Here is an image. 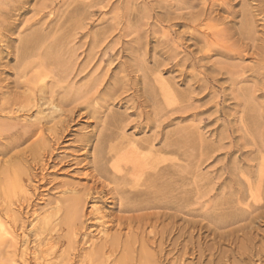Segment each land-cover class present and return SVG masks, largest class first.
<instances>
[{"label":"rangeland","instance_id":"374dc122","mask_svg":"<svg viewBox=\"0 0 264 264\" xmlns=\"http://www.w3.org/2000/svg\"><path fill=\"white\" fill-rule=\"evenodd\" d=\"M18 1L9 2L10 6L22 8L21 12L11 15L9 29L2 31L1 37L6 39L0 38V56L4 54L1 58L4 61L0 62V79L4 88L14 91L17 82L19 59H15L13 50L17 47L20 51L22 41L33 31H39L44 36L47 58L43 59H47L49 69L64 71L63 66L77 63V69L67 80L69 83L74 80L76 87L85 86L92 74H97V77L105 75L110 67L108 79L112 82L118 80L120 98L107 104L102 101L103 107L97 109L106 111L108 116L122 118V126H128L125 129L128 138L137 143L156 139L159 149L164 142L173 143L171 152L163 153V158L173 160L171 169L174 175L159 184L163 195L161 206L156 211L162 217L157 235L145 224L146 219L139 224L136 221L135 225V228L142 227L139 239L144 238L147 243L155 241L156 244L147 248L154 263L264 264V219L258 218L261 210L252 214L246 210L247 205L256 204L255 191L264 171L260 156L264 155V137L261 138L264 136V0ZM102 58L103 64L98 69ZM57 63L62 66L58 67ZM111 85H106L107 90L106 87L99 89L102 100L107 97ZM163 87L172 88L177 103L174 109H168L162 94ZM44 107L47 110L48 105ZM35 110L19 116L34 122L37 117ZM82 112H77L74 121L67 118L71 132L68 136H55L60 142L53 140L51 132L45 133L52 144L47 152L50 166L43 172L47 175L46 183L32 184L40 187L37 198H34L39 213L46 211L50 199L61 195L63 190L92 184L90 178L85 177V173L92 170L88 167L91 159L86 158L83 148L81 151L79 140L84 139L95 124L91 118L87 119L88 116L81 118ZM2 119L4 117L0 115ZM55 120L52 127L59 121L58 118ZM116 126H121V123ZM115 127L108 124L105 129L118 131ZM35 138L29 140L30 144ZM29 141L20 150L28 147ZM48 160L53 162L50 164ZM29 163L32 173L36 169L41 176V169L35 167L37 162L29 159ZM170 166L169 162L160 165L162 169ZM105 167L109 169L110 164ZM245 179L252 182V192ZM102 181L107 180L104 178ZM61 185L65 187L62 189ZM261 185L264 188V181ZM103 195L97 196L101 198L100 204L111 210V196ZM90 205L87 206L88 212ZM142 214L134 213V216ZM164 214L180 217L175 220L166 218ZM187 219L192 225L196 223L195 228L190 229L194 236L180 240L177 229L186 225L184 220ZM246 224L249 225L243 226ZM27 227L33 240L34 236L29 232L31 226L27 224ZM172 233L176 234L175 237ZM172 237L174 239L170 242ZM177 239V244L173 243ZM71 254L75 258L74 254L78 253ZM108 254L111 255L110 251ZM113 254L111 261L121 256L120 251Z\"/></svg>","mask_w":264,"mask_h":264},{"label":"bare ground","instance_id":"6f19581e","mask_svg":"<svg viewBox=\"0 0 264 264\" xmlns=\"http://www.w3.org/2000/svg\"><path fill=\"white\" fill-rule=\"evenodd\" d=\"M9 2L10 0H0V38L3 40L6 37H1L3 34L2 31L8 27V20L16 11L21 12L22 8L21 6V8L14 5L10 6L11 3L9 4ZM17 2L19 3L18 0ZM42 8L44 12L45 8ZM40 10L42 9L39 8ZM3 40L2 42H5ZM43 40L44 36L42 32L33 31L31 35L22 41L20 51L17 47L13 50L16 54L14 52L12 55L15 54V59H19L18 71H16L17 69L15 70L18 72L16 75L19 79L16 76L17 82L15 81L14 91L9 87L4 88L0 79V115L4 117L2 121L0 120V156L3 157H0V159L2 158L0 160V264H155L156 262L154 263L152 255L147 252L148 246L156 244L155 241L147 243L143 241L144 238L139 239V236L142 234V227L135 228V225L136 221L139 224L142 220L146 219L147 223L145 224H148L152 232L157 235V227L162 217L156 211L161 206V196L163 195V192L159 190V184H162L164 180L172 179L174 175L171 169L174 162L173 160L163 158V153L171 152L173 143L163 141L164 143H162L163 146L161 149L157 148L155 144L156 139L145 140L142 143L134 141V143L125 134V129L128 126H122L124 123L121 122V120L123 121L122 118L108 116L106 111L102 112V110L100 111L99 109L98 111L97 109V107L100 108L102 106V101H104V104H107L112 100L115 101L120 98L118 94H120L119 91L121 89L117 83L118 80L113 78L115 81L113 80L114 82H112L108 79L110 67L107 72L105 71L106 73L102 70L105 75H99L100 77H97V74L91 73L92 75L90 77L88 76L90 79H87L88 82L85 86L79 87L80 85L78 84L79 86L76 87L77 85L74 80H71L73 81L72 83L70 82L71 84L68 81L77 69V63L70 62V67L69 65H67L68 67L63 66L64 71H56V69L53 71L49 69L47 59L46 61L43 59L44 57L47 58V54L45 56L46 52L44 50ZM0 54L2 53L0 52ZM3 55L0 56V62L4 61V59H1ZM12 55L8 54V56ZM53 62L55 61L53 60ZM102 64L103 58L100 60L97 68L100 69ZM61 66L58 64V67ZM95 70L93 69V71ZM108 84H112V88L110 87L111 89L108 93L104 90L107 94L104 95L107 97L105 96L106 98L102 100L99 97V89L106 87L107 90ZM21 89L25 90L22 91ZM162 94L168 105V109H174L177 103L172 88L163 87ZM47 105V110L45 107L44 109L42 108ZM33 109L37 111V117L34 122H28L29 120L27 121V118H21L22 116H19L20 113L24 115L23 112L30 113ZM79 111H83L81 118L88 116L87 119L89 120L91 118L95 124L92 127V131L86 133L84 139L79 140L81 142V151L83 148L85 151L83 153L87 155L86 158L91 159L90 163L88 162V167L92 170L90 173H85V177L90 178L89 180L92 181V184L80 189L75 187L67 188L68 184L66 185V183L64 184L66 187L61 185L62 189L64 187L67 189L63 190L61 195L53 198V200L50 199L46 205L48 209L46 211L41 210L43 213H39V209H36L37 205L34 204V198H37V190L40 188L37 184L46 183L47 175L45 176L44 173L47 167L50 166L47 162V152L49 149L51 150L50 146L52 145L50 143L51 141L46 138L45 133L46 131L51 132L53 137L56 138H53V140H57L58 137L55 136L58 135H70L71 125L67 118L71 117L73 119L72 121H74V116ZM172 114L174 113L172 112ZM153 115L155 119V111ZM57 118L59 121L56 122L57 124L54 123L52 127V122L55 119L57 120ZM120 123L121 126H116ZM58 124H60V129L57 130ZM108 124L114 127L116 126L115 128L118 131L105 129ZM256 125L260 128L257 122ZM259 136H261V133ZM263 137L261 136V138ZM33 138H35L34 142L32 141V144H30L29 140ZM28 141L30 145L28 147L25 146L26 148L24 150H20ZM57 141L60 142L59 139ZM60 145L61 143L58 144L59 147ZM91 149H93L92 152H90ZM55 151L58 150L55 148ZM49 153L52 154L53 152ZM260 156H262L261 165L264 167V155L261 154ZM29 159L37 162L35 167L41 169V176H38L37 173L39 172L36 173L35 168L33 170L36 174L32 173ZM81 160L79 159V161ZM48 161L50 162V160ZM166 162H169L171 166L162 169L160 165L163 163L166 164ZM106 164H110L109 169L105 167ZM261 165L260 168L262 169ZM260 176L262 183L264 181V171ZM104 178L107 181H102ZM33 182H37V184L33 186ZM246 183H248V189L252 192L254 187L252 182H247L246 180ZM261 183L257 187V190L255 189V200L251 199L254 202L256 201V204L254 206L247 205L246 210L250 214L264 209V200L262 199L264 188ZM34 192L36 194H33ZM104 193L111 196L109 200V203L112 204L110 206L111 210H108L106 205H103V201L100 204L99 200L101 198H97L98 195H103ZM89 205L90 211L88 212L87 206ZM178 211L183 214V211ZM185 211L187 210L185 209ZM261 211L258 218L262 217L264 219V212ZM139 212L143 214L134 216V213ZM144 212L146 213L144 214ZM234 212L231 211L230 213ZM164 216L176 220L179 215L164 214ZM26 219H29V221ZM174 219L173 222H175ZM184 223L186 225H180L177 229L179 233L178 239L193 238V231L191 233L190 229L195 228L196 223L192 225L189 219L184 220ZM27 224L31 226L29 232L34 236L33 240L28 235L30 233L27 231ZM247 225L249 224L243 226L246 227ZM139 232H141L140 235ZM249 236L251 235L249 234ZM174 237L170 238L169 241L171 242ZM178 239L173 243L177 244ZM247 241L249 242L250 240ZM160 247L163 248L164 246ZM108 251H110L111 255L108 254ZM117 251H120L121 256L119 258L115 257L111 261L110 259L114 255L113 253L116 254ZM73 252L78 253L76 255L74 254L73 257L75 258L71 257V253ZM47 257H52V259L49 260Z\"/></svg>","mask_w":264,"mask_h":264}]
</instances>
